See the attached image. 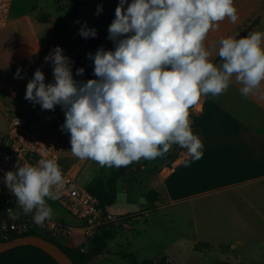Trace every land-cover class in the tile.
I'll return each instance as SVG.
<instances>
[{"label":"clouds","instance_id":"9594fccd","mask_svg":"<svg viewBox=\"0 0 264 264\" xmlns=\"http://www.w3.org/2000/svg\"><path fill=\"white\" fill-rule=\"evenodd\" d=\"M238 18L234 0H119L108 27L114 50L100 47L94 57L89 54L96 79L76 81L73 62L57 46L45 56V63L53 64L54 82L46 84L37 69L24 98L43 110L61 106V128L70 134V151L80 160L120 168L163 157L178 145L191 158L187 165L203 156V142L190 119L201 97L222 95L233 76L244 97L264 82V32L222 38V64L210 59L209 32L225 19L235 24ZM79 34L97 33L85 24ZM83 73L84 68L76 71ZM16 169L6 172L3 182L18 206L25 214L34 213L37 225L50 220L53 210L47 201L59 199L66 184L58 162L40 159L36 166L18 163ZM7 212L17 218L12 208Z\"/></svg>","mask_w":264,"mask_h":264},{"label":"rangeland","instance_id":"374dc122","mask_svg":"<svg viewBox=\"0 0 264 264\" xmlns=\"http://www.w3.org/2000/svg\"><path fill=\"white\" fill-rule=\"evenodd\" d=\"M70 2L77 9L80 29L86 24L99 34L115 19L119 0H14L13 22L0 30V78L5 86L1 92L5 103L0 111V133L7 130L10 117L18 116L27 125L62 135L67 142L63 162L71 174L83 187L106 194L108 182L117 168L100 167L94 161L73 156L70 134L61 128L65 121L61 106L43 110L39 104L24 98L27 83L37 69L44 73L46 84L54 82L51 61L45 63V56L33 55L49 35L55 42L65 43L66 48L70 43L68 53L76 81L96 79L94 63L78 39ZM98 7L102 8L100 12H97ZM24 58L27 61L22 62ZM79 68H84L83 75L76 74ZM17 69L21 70L19 78L15 77ZM190 119L197 135V118L190 114ZM182 151L183 148L173 145L168 154L151 161L156 164V169L169 167L174 161L170 156L178 159ZM148 161L133 162L131 170L122 178L123 184L119 183L117 202L110 211L119 216L126 215L127 225L116 227L117 235L115 241L110 242L109 250L90 264H130L121 254H131L138 261L155 260L165 255L174 264H264V195L240 196V193L221 190L222 182L175 180L179 175L187 174L183 170L161 186L162 192L170 189V194L164 193L157 206H145L148 201L143 196L152 197V191L136 185L132 178L135 173L142 172V166ZM145 170L150 171L149 167ZM152 180L147 178L144 182L149 190L154 187ZM261 188L264 189V185ZM47 203L53 210L52 219L68 226L80 225L78 218L62 203L57 200ZM257 209L262 214L255 213ZM6 220L8 218L3 219L0 212V229ZM71 235L74 239L83 238L79 230ZM6 239L0 230V240ZM66 239L57 243L67 248Z\"/></svg>","mask_w":264,"mask_h":264},{"label":"crops","instance_id":"0c3cea01","mask_svg":"<svg viewBox=\"0 0 264 264\" xmlns=\"http://www.w3.org/2000/svg\"><path fill=\"white\" fill-rule=\"evenodd\" d=\"M234 5L238 9V21L235 24L228 19L220 22L218 28L209 32L205 41L208 50L212 52L210 59L217 66L223 62L218 56V41L220 39L227 37L239 39L248 35L249 32H264V0H234ZM13 12L12 8L10 24L13 22ZM258 18H260L259 22L253 27L252 24ZM55 34L58 35V32ZM42 42V47L33 53L34 56L38 54L46 56L59 46L63 49V55L70 57L68 53L70 43L66 48L65 43L55 42L52 35ZM7 55L10 54L7 52ZM24 60L26 59L24 58L22 62H25ZM241 87L242 85L236 83L233 76L225 93L215 97L210 94L201 97L190 112L197 118V136L201 140L203 139L201 159L186 165V161H190L191 158L188 156L187 150L184 149L181 156L172 161L169 167L165 165V167L156 169V164L149 160L142 166V172L135 173L132 178L133 183L142 185L143 189L148 192L152 191L158 194L153 204L143 196L148 201L145 206H157L164 193L170 194L169 188H167L169 190H165L166 192H162L161 186H165L164 183L168 180L175 179L174 177L183 170H186L187 174L182 177L179 175L175 180H184L185 182L189 178L188 181L196 183L202 181L222 182L221 190H230L235 194L240 193V196L264 195V189L261 188L264 185V82L247 97L241 95ZM4 88L5 86L1 89L0 95ZM1 98L4 105L5 101L2 96ZM63 159L64 157L61 160V166L70 171ZM148 167L150 171H147L149 172L145 170ZM147 178L153 179V190L145 187L144 182ZM122 180L118 182L117 186L122 183ZM244 201L247 200L244 199ZM255 213L262 214L259 209ZM83 241V238L74 239L70 235L65 243L67 248L74 249L84 244ZM164 257L170 264H174L168 256L164 255Z\"/></svg>","mask_w":264,"mask_h":264},{"label":"built area","instance_id":"2783aa9c","mask_svg":"<svg viewBox=\"0 0 264 264\" xmlns=\"http://www.w3.org/2000/svg\"><path fill=\"white\" fill-rule=\"evenodd\" d=\"M13 3L14 0H0V30L10 24ZM3 85L0 78V91L4 87ZM17 92L18 89L16 94ZM2 110L3 103L0 95V111ZM66 145V139L62 135L48 132L38 126L27 125L21 117H10L7 130L0 133V202L8 209L12 208L17 218L13 220L8 216V220L1 225L0 230L6 238L11 234L23 236L31 231H36L43 234L48 233L59 243L69 237L73 231L79 230L83 234V240L88 242L102 228L111 225L115 227L127 225L126 216L113 214L110 208L104 210L99 198L93 195L87 187H83L70 171L61 166ZM40 159H56L58 162L66 184L57 201L66 206L70 213L78 218L80 222L78 227L65 225L52 218L37 225L33 221L34 213H23L16 198L4 184L5 173L16 171L18 163L21 166L24 164L36 166ZM81 251L84 252L85 249L82 248Z\"/></svg>","mask_w":264,"mask_h":264},{"label":"trees","instance_id":"16d2710c","mask_svg":"<svg viewBox=\"0 0 264 264\" xmlns=\"http://www.w3.org/2000/svg\"><path fill=\"white\" fill-rule=\"evenodd\" d=\"M70 6L73 11V15L75 17L74 27L75 30L78 32V39L84 45V52L89 57L91 54L93 57L97 50L100 47H103L105 50H114V42L108 39L109 33L108 28L101 31L95 37H82L80 33L79 24H77V9L73 6L70 2ZM260 18L256 19L255 22L252 24L253 27L257 25ZM248 31L246 30V33ZM93 63V59H90ZM193 108L190 109V111ZM197 125V123H196ZM168 154V153H167ZM172 160L177 159V156H170ZM132 163L126 167L117 168V171L114 172L112 177L108 182V193L106 194H98L94 190L87 188L93 195L99 198L101 207L105 210L106 208L113 207L117 202V195H118V182L131 170ZM152 193V197L146 196V199L154 203L155 199L157 198L156 192ZM7 206L1 204L0 212L3 219L8 218ZM116 227L111 225L109 227H105L100 229L98 234L88 242H85L78 248L69 249L57 243V241L48 234H40L36 231H32L27 233L23 236L35 235L45 238L46 240L58 245L70 258L75 264H90L96 257L106 253L109 248V243L114 241L117 235ZM20 236L11 234L6 240H0V242H4L7 240H13ZM84 248L85 251L82 252L81 249ZM121 256L125 259H128L130 264H170L166 257L157 258L156 260H143L138 261L133 255L131 254H121ZM0 264H57L49 255H47L42 250L32 247V246H23L18 247L14 250L5 252L0 254Z\"/></svg>","mask_w":264,"mask_h":264},{"label":"water","instance_id":"95a60500","mask_svg":"<svg viewBox=\"0 0 264 264\" xmlns=\"http://www.w3.org/2000/svg\"><path fill=\"white\" fill-rule=\"evenodd\" d=\"M23 246H32L42 250L57 264H75L58 245L46 240L43 237L35 235L20 236L13 240L0 242V254Z\"/></svg>","mask_w":264,"mask_h":264}]
</instances>
